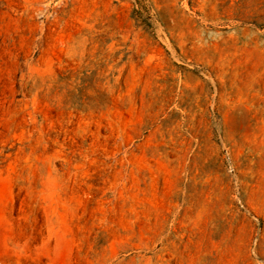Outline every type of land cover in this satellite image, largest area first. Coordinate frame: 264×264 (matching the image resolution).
<instances>
[{
    "label": "rangeland",
    "instance_id": "1",
    "mask_svg": "<svg viewBox=\"0 0 264 264\" xmlns=\"http://www.w3.org/2000/svg\"><path fill=\"white\" fill-rule=\"evenodd\" d=\"M0 264H264V0H0Z\"/></svg>",
    "mask_w": 264,
    "mask_h": 264
},
{
    "label": "bare ground",
    "instance_id": "2",
    "mask_svg": "<svg viewBox=\"0 0 264 264\" xmlns=\"http://www.w3.org/2000/svg\"><path fill=\"white\" fill-rule=\"evenodd\" d=\"M253 50H255V48H254ZM255 51H256V50H255Z\"/></svg>",
    "mask_w": 264,
    "mask_h": 264
}]
</instances>
